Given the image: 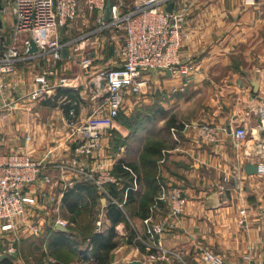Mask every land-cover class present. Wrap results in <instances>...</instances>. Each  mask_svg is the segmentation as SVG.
Segmentation results:
<instances>
[{
  "label": "crops",
  "instance_id": "crops-1",
  "mask_svg": "<svg viewBox=\"0 0 264 264\" xmlns=\"http://www.w3.org/2000/svg\"><path fill=\"white\" fill-rule=\"evenodd\" d=\"M1 1L7 5L0 15L6 11L10 15L4 16L8 20L6 27L2 26V15L0 16V37L8 38L14 24L13 0ZM134 2L135 0H106L110 7L125 5V11ZM173 10L185 15L184 27L188 38L182 45L181 57L192 61L194 70L188 75H178L175 78L154 71L145 77L146 87L137 93L130 91L127 103H140L145 107L141 111L144 114L149 111L148 106L159 111L153 127L155 136L151 138L163 146L155 163L154 174H151L154 184L149 185L143 179L137 181L134 176L131 187L124 190L122 200L116 199L121 208L117 207L124 210L127 190H132L138 195L135 207L140 206L142 198L150 200L147 218L157 221L168 215L167 203L158 200L160 186L178 187L182 191L184 207L177 219L170 220L172 228L160 239L164 249L179 251L188 259L193 257L197 246L205 245L220 254L225 264H245V257L256 263H264V212L259 211L264 206V174L245 173L247 163L257 166L262 162L259 158L248 157L246 148L250 144L264 141L263 127H260V119L256 113L257 109L264 106V0H177ZM83 13L77 22L80 23L77 31L90 29L77 38L82 50L95 53V60L96 53L104 49L109 39L112 40L110 48H118L117 38L111 32H94L97 28V14ZM76 40L72 41L76 43ZM77 45L66 49L68 58L57 64V74L63 75V71L67 69L74 70L78 88L54 90L50 96L43 98L38 109H33L36 102L29 103L31 101L25 96L36 88L34 77L44 68L47 59L21 61L17 65V71L5 79L6 89L0 95V113L5 110L7 112L6 115L0 114V135L4 137L2 140L6 137L7 142L12 143L6 142L2 149L4 152L0 154L16 148L14 152L25 154L46 166L41 177L28 191L34 195H37L36 192L43 194L48 209L41 211L38 206L30 208L25 215L27 218L13 222L11 232L15 235L24 224L30 223L28 216L35 208L44 213L43 222L53 204L59 203L71 216L63 204V197L73 186L83 183L78 177L62 174L50 166L57 157L66 160L73 155L68 147L72 140L66 130L68 111L74 109L76 118L81 122L87 116L100 115L91 97L90 102H86L87 94L92 93L91 84L87 81L97 72L96 68L82 71V68L72 69L69 64L76 57L74 52L77 49V52L82 51ZM120 66L114 65L115 68ZM252 83L258 85L256 93H253ZM72 95L75 97L73 101L68 98ZM66 103H72L76 107H70L65 112L61 105ZM54 104L56 106L53 107ZM132 112L133 109H128L127 116L132 115ZM170 119L172 125L166 129V122ZM200 124L225 127L227 133L220 135L218 143L208 144L197 136L196 126ZM145 127L138 134L147 133V126ZM236 127H243L248 131L246 143L236 145L234 142L232 131ZM171 128L177 131V140L171 134ZM20 132L23 135L27 133L30 137V141H26L31 142L30 146L26 143L23 147L19 137L14 136V133ZM115 135L120 136L123 141L129 137V130L114 122L110 129L103 132L100 150L92 158H82L80 164L89 167L99 165L112 174L114 167L120 163L124 165L134 162L139 165L143 145L136 147L133 140L129 139L127 145L117 146L112 138ZM146 135H142L145 140ZM51 145L59 153L58 156L50 157ZM140 171L143 177L145 173L141 167ZM116 179L117 191L121 192L124 181ZM81 195L87 198L84 193ZM242 209L247 216V226L243 230L237 226L238 213ZM98 213V218L102 216V230L94 232L95 234L104 233L110 228L106 208L101 216V209H98ZM144 219L135 215L128 216L124 222L114 227L116 247L110 252L111 264L154 262L128 240L126 234L127 224L133 230L136 231L137 228L143 233ZM54 226L57 231L56 223ZM88 246L90 245L86 242L85 251ZM81 254L80 249L79 255ZM4 257L1 256L0 259L3 260Z\"/></svg>",
  "mask_w": 264,
  "mask_h": 264
},
{
  "label": "built area",
  "instance_id": "built-area-1",
  "mask_svg": "<svg viewBox=\"0 0 264 264\" xmlns=\"http://www.w3.org/2000/svg\"><path fill=\"white\" fill-rule=\"evenodd\" d=\"M13 0L12 14L14 24L8 38L0 37V95L6 89L5 79L17 71L19 62L31 59H47L44 68L34 77L36 88L25 96L29 101L36 102L50 96L56 89L78 88L77 77L68 78L57 74V64L61 62L62 50L71 47L74 41L62 42L59 30L75 21L80 13H96L97 28L94 31L117 30L123 32V48L121 51V66L112 70H101L95 81L91 83L93 97L103 89L105 97L102 112L99 116L88 117L81 122L76 120L74 109L68 111L67 128L70 139L74 143L73 155L68 161H60L50 165L62 174H71L81 179L85 184L94 187L98 194L101 214L109 204L121 208L112 197L108 186H117L118 181L110 170L102 166H82V158H92L100 150L103 132L110 129L118 118L123 106V93L130 90L137 93L146 87V76L151 72H160L166 77L175 78L178 75H188L194 70L190 60H183L181 49L188 38L185 30V15L178 11L168 13L169 4L177 0H135L131 9L120 12L119 7H110V20H104L106 0ZM34 42L37 51L29 54L30 43ZM81 43L78 44L79 49ZM78 50V49H77ZM95 53L82 58L79 65L88 69L92 65ZM260 127L264 131V106L257 109ZM186 128L189 127L185 126ZM177 140V131L170 129ZM198 138L208 144H216L221 134H226L225 127L218 128L209 124L196 126ZM236 145L246 143L249 133L243 127L232 131ZM26 141H30L27 136ZM248 157L259 158L258 173L264 174V141L250 144L246 148ZM127 169L126 167H124ZM46 166L29 156L16 152L0 154V231L11 232L14 221L23 219L28 210L38 205L37 195L30 194L28 189L41 177ZM158 200L168 205V215L157 221L150 217L142 221L143 233L136 235L149 258L156 262L170 259H181L179 251H170L162 247L161 237L172 228L170 220L177 219L183 211L184 198L178 187L160 186ZM44 205H42L43 207ZM264 212V206L259 208ZM64 227L63 221H57L56 226ZM239 229L247 226V216L244 209L237 218ZM96 231L102 230V216L96 222ZM65 228V227H64ZM29 230L38 233V225H31ZM90 246L87 247L88 252ZM11 249L5 251L10 254ZM82 255V254H81ZM197 258L201 264H225L223 257L211 249L197 247ZM92 260V259H90ZM245 264L256 263L245 257Z\"/></svg>",
  "mask_w": 264,
  "mask_h": 264
},
{
  "label": "rangeland",
  "instance_id": "rangeland-1",
  "mask_svg": "<svg viewBox=\"0 0 264 264\" xmlns=\"http://www.w3.org/2000/svg\"><path fill=\"white\" fill-rule=\"evenodd\" d=\"M83 1L81 0L80 2V9H83ZM3 7L7 5V3L5 4V2H2ZM132 6L129 8L131 9ZM8 9V8H7ZM119 9H121L120 11H125L127 10V7L125 5H122L119 7ZM84 14V13H80L79 17L69 23L68 25L64 26L62 29L59 30V36H60V40L62 42H70L72 40H76L77 38H79L82 34L86 33L87 31H89L90 28H84L83 32H78L77 31V26L80 23H77L79 21L80 16ZM2 15V16H1ZM1 21H2V26L6 27L8 24V20L6 18H4V16H8L10 15L8 11H6L4 14H1ZM104 30L102 31L100 34L103 33H110L112 36H116L117 41H118V48L112 46V48H110V43H112V40H108V42L105 43L104 49L100 52L98 51L96 53L97 57L95 58V60L92 61V65L85 70H89L91 67L96 68V73L93 74L89 79H88V83H92L93 81H95V78L97 76V73L101 70H112V69H116L114 67L115 66H119L122 63V55H121V51L123 48V32L122 31H117V30ZM111 37V36H110ZM76 43L79 44L78 39L76 40ZM73 43L74 46H76L77 44ZM78 46V45H77ZM77 49V48H76ZM82 50V49H80ZM74 54H76V57L72 58L70 60V66L72 67V69H78L80 70L81 67H79L76 62L80 61L82 58L88 57V55L90 54L89 51L87 50H82V51H78L76 50V53L74 52ZM80 55V56H77ZM114 63V65H111ZM82 71H84V69H82ZM76 73H74V70H64L63 71V75L65 77L68 78H73L76 77V75H74ZM91 86V85H90ZM92 88V86L90 87ZM129 93L130 90L125 91L123 93V106L121 109V113L119 115V117L114 121L116 122V124L123 126L125 124V120L126 119H130L131 121L135 122L137 124V117L139 114H141V111L145 108L144 106H141L140 103H127V99H129ZM93 90L92 93L89 92L87 94L88 99H86V102L89 101V98L91 97L92 101L95 103L96 107H98V111L99 113L102 112V104H103V99L105 97V94L103 92V89H100V91L98 92V97L94 98L93 97ZM47 97H44V99ZM44 99L40 100L39 102L36 101L35 102H29L31 104L35 103V105H33V109L34 108H39V103H41L42 101H44ZM126 100V103H125ZM88 102V103H89ZM30 107V105L28 106ZM131 110L133 109L132 115L127 116L126 113H128V109ZM152 108L151 106H148L147 109ZM6 110L2 111L0 114L6 115ZM11 111H9L10 114ZM135 113V114H134ZM90 117V116H87ZM45 118V117H44ZM47 118V117H46ZM136 118V119H135ZM76 120H78L76 118ZM153 124V123H152ZM155 125V124H154ZM149 129H152V127L147 126V130L149 131ZM66 130L69 131V129L66 127ZM130 134V132H129ZM147 134V135H146ZM142 135H146L147 136V140L151 137V136H155V131L153 132L152 130L150 131V133H141L139 135L140 138H138V135L135 136L136 138L133 139V143L136 147H140V145L142 146L144 144V140L145 138H143ZM14 136L19 137L18 139L20 140V144L23 145V147H25L26 143L27 145L30 146L31 142H26V136L27 133H25L24 135L21 134V132L19 134H15ZM113 138V141L116 143V145H120L122 143V139L121 137L118 135H115ZM3 136L0 135V152H4V147L5 144L7 142V139L5 137V140ZM141 140V143H140ZM4 143V144H3ZM8 144H11L12 142L8 141ZM72 145V146H71ZM52 147V148H51ZM50 149V157H56L58 156V152L55 148H53V146L51 145ZM68 147L70 149L71 155L74 149V143L72 144H68ZM10 151V149H8V152ZM16 151V148H13L10 152H14ZM27 153V152H26ZM70 155V156H71ZM66 160H69L66 159ZM64 158H60L57 157L55 160V163H58L60 161H66ZM37 198H38V206L40 208L41 211H46L48 209V205L46 203H44V195L37 193ZM52 203H55V201H52ZM44 204V206L42 207V205ZM100 204L97 201L95 206L92 208V213L89 212L86 217L85 220L87 219V221L89 222V225L91 227V231L92 232H96V222L98 220V209H100ZM42 208V209H41ZM34 209V208H33ZM40 210H37L35 208V210L31 213H29V220L30 223L28 224H24L23 226V230L20 229V231H16V235L14 234V232H7V233H2L0 234V257L1 256H5L3 260L0 259V264H94L95 261L88 259L87 261L83 260V258H81L84 254L82 255H77V253L74 255L72 251H69L68 249H61V250H53L52 248H50L49 242L50 239L52 237L53 232L55 231V226L54 224L57 221H63L65 223V228L68 230L67 234L68 236L71 238V241L76 242L77 244V249H81L82 253H85V247H86V239L85 236L83 234V228L85 227V224H83L84 222H75L72 223L71 219H72V215H68L65 212V209L62 208V206H60V204H53L52 208L49 212V215L46 216L45 221L43 222V214L40 213ZM124 217L127 219V217L129 216L128 211L126 210H122ZM24 218H27V216H25ZM26 220V219H25ZM38 220H42V221H38ZM49 220V221H48ZM30 225H38V227L40 228V231L38 233H33L31 232L28 228ZM25 229V230H24ZM125 229H126V234H127V238L128 240H130L135 246H137L138 248H140L141 250L144 251V247L138 242L136 241V235L140 234V232L137 230L136 231L133 230V228L131 226L125 225ZM197 247H204V248H208L205 245H199ZM197 247L195 250V253L193 255V257L190 258H184V256L181 255V259H170V260H162V261H156V262H152V264H201L199 259L196 257L197 255ZM11 249V253L10 254H5V251ZM210 249V248H208ZM78 250V252H79ZM212 250V249H211ZM215 252V251H214ZM86 254V253H85ZM6 262V263H5Z\"/></svg>",
  "mask_w": 264,
  "mask_h": 264
},
{
  "label": "trees",
  "instance_id": "trees-1",
  "mask_svg": "<svg viewBox=\"0 0 264 264\" xmlns=\"http://www.w3.org/2000/svg\"><path fill=\"white\" fill-rule=\"evenodd\" d=\"M68 98L71 99V101L75 100V97L73 95L71 97L68 96ZM72 103H66L64 105H61V107L65 110V112H67L70 107H76ZM54 106L56 105L54 104L53 107ZM158 112L159 111L155 107L150 108L147 114L141 112V114H139L137 117V124L130 119H126L123 126L129 130L130 134L129 137L123 140L120 145H127L128 141L135 139V136L140 135L138 134V132L143 128H146L145 126L152 127V129H149L148 133H150L151 130L154 132L153 127L156 123ZM171 125L172 122L170 119L166 122V129H168ZM162 146V143L150 137L148 140L146 139L144 141V144L142 146V154L140 155L141 162L139 165L134 162H127L124 163V165H121L120 163L116 165L114 167L113 174L117 178L123 180L124 184L121 192L117 191L116 186H108L107 189L110 195L115 199L119 198L120 200H122L123 192L127 188L131 187L134 176L136 177L137 181L143 179L149 185H153L154 178L153 176H151V174H154L155 163L160 157ZM124 167H126L127 169H125ZM140 167L142 168L143 173H145L143 177L140 175ZM81 193H84L87 198H84ZM126 194L127 198L124 205V210L128 211L129 216L135 215L141 219L147 218L148 205L150 203V200H145V198H142V201L139 204L140 206L136 208L135 205L138 202L137 192L127 190ZM97 199L98 194L93 186L85 183H79L65 193L63 197V204L65 205V208L68 210V212L72 215V223L81 221L84 222L83 224H85L83 230L86 231H83V234L86 239L85 241L90 245V251H85L86 254L82 253L84 255L81 258H83V260L85 261H87L88 259H92L93 261H95V264H111L110 252L116 247V242L114 240V227L117 224L124 222L125 217L123 212L116 205L109 204L106 208V216L110 221V228L104 233L95 234L91 231L89 222L87 221V219L85 220V217L89 212L92 213V208L95 206ZM49 245L53 250L68 249L69 251H72L74 255L76 253L77 255H79V249H77L76 242L71 241V238L67 233L54 231Z\"/></svg>",
  "mask_w": 264,
  "mask_h": 264
},
{
  "label": "water",
  "instance_id": "water-1",
  "mask_svg": "<svg viewBox=\"0 0 264 264\" xmlns=\"http://www.w3.org/2000/svg\"><path fill=\"white\" fill-rule=\"evenodd\" d=\"M172 8H173V5L169 4L168 8H167L168 13L172 12ZM3 10H4V7L2 5V1L0 0V12H2ZM104 20L106 22H108L110 20V5L108 3L106 4V7H105ZM1 27L2 26H1V21H0V29H1ZM36 51H37V48H36L34 42H31L28 53L32 54V53H35ZM67 58H68V54H67L66 49H64V50H62V59H67ZM251 85L254 89L253 93H256L258 90V85L256 83H252ZM245 173L247 175H255L258 173V167L256 165L251 164V163H247L245 165ZM56 230L60 231V232H66L67 231L66 228L61 227L59 225L56 226ZM130 264H140V263L138 261H133Z\"/></svg>",
  "mask_w": 264,
  "mask_h": 264
}]
</instances>
